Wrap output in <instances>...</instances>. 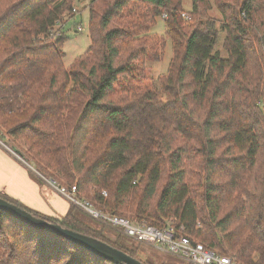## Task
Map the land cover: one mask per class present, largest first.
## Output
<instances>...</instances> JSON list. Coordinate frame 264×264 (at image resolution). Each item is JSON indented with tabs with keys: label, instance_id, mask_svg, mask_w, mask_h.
<instances>
[{
	"label": "trees",
	"instance_id": "1",
	"mask_svg": "<svg viewBox=\"0 0 264 264\" xmlns=\"http://www.w3.org/2000/svg\"><path fill=\"white\" fill-rule=\"evenodd\" d=\"M215 3L219 20L206 0L190 11L183 0H90L91 45L67 67L56 26L75 0H0V140L111 214L173 218L238 263L264 264V0ZM164 14L173 59L159 88L142 89L166 48L151 33ZM0 198L139 259L138 242L72 204L53 217ZM0 264L114 263L0 210Z\"/></svg>",
	"mask_w": 264,
	"mask_h": 264
},
{
	"label": "built area",
	"instance_id": "2",
	"mask_svg": "<svg viewBox=\"0 0 264 264\" xmlns=\"http://www.w3.org/2000/svg\"><path fill=\"white\" fill-rule=\"evenodd\" d=\"M74 12L76 13L77 10L74 9ZM183 15L188 17L186 13ZM162 18L167 19V14H164ZM70 19L71 18L68 20H61L56 28L66 33L67 23ZM83 30L84 27L82 24L77 27L78 32H82ZM0 142L3 143L1 140ZM31 168L36 174L42 177L45 182L55 188V190L70 204L81 209L98 222L114 228L116 231L134 239L138 243L154 246L160 250L167 251L186 260L189 264H240L231 256L221 254L215 248L194 240L185 232L183 226L176 225L173 218L166 220L160 226H156L145 220H139L138 218L130 219L128 217L111 214L109 211H105L96 206L93 202L81 198L77 186H60L55 181L45 178L32 166ZM103 194L104 196L108 195L106 191H104Z\"/></svg>",
	"mask_w": 264,
	"mask_h": 264
},
{
	"label": "rangeland",
	"instance_id": "3",
	"mask_svg": "<svg viewBox=\"0 0 264 264\" xmlns=\"http://www.w3.org/2000/svg\"><path fill=\"white\" fill-rule=\"evenodd\" d=\"M208 2L209 9L207 14L216 18L217 20L222 18L219 12L215 0H206ZM89 2L90 0H75L76 15L72 16L71 20L67 23L68 40L64 43L65 58L64 63L67 67L75 60L76 57L84 53L91 45L89 35ZM183 8L186 11H190L193 8V0H183ZM84 27L82 32L77 31V27L81 25ZM151 33H157L164 36L166 40V48L163 52L162 59L160 61H147L148 72L145 80L139 83L142 89H150L152 87H160L159 78L167 74L173 59V45L171 39L166 34V26L163 18H159L157 25L151 30ZM224 34V33H223ZM223 34L219 35V40L216 45L215 51L220 52L222 57H227V51L223 48ZM223 36V38H221ZM7 139V138H6ZM79 209V208H78ZM81 210V209H80ZM81 212H83L81 210ZM84 218L92 223H97V220L92 218L83 212ZM103 224V223H102ZM108 231L111 235L115 236L116 230L114 228ZM127 242L137 243L134 239L127 237ZM140 251L137 253V257L141 260H149L155 264H189L186 260L179 258L167 251L160 250L154 246L138 243Z\"/></svg>",
	"mask_w": 264,
	"mask_h": 264
},
{
	"label": "crops",
	"instance_id": "4",
	"mask_svg": "<svg viewBox=\"0 0 264 264\" xmlns=\"http://www.w3.org/2000/svg\"><path fill=\"white\" fill-rule=\"evenodd\" d=\"M16 152L0 142V191L44 215L67 214L70 203ZM36 173V172H35Z\"/></svg>",
	"mask_w": 264,
	"mask_h": 264
},
{
	"label": "water",
	"instance_id": "5",
	"mask_svg": "<svg viewBox=\"0 0 264 264\" xmlns=\"http://www.w3.org/2000/svg\"><path fill=\"white\" fill-rule=\"evenodd\" d=\"M0 210L35 229L63 236L75 244L88 249L92 253L114 264H145L141 260L109 245L102 240L64 228L58 223H52L45 219H40L34 214L29 213L28 211L3 198H0Z\"/></svg>",
	"mask_w": 264,
	"mask_h": 264
}]
</instances>
